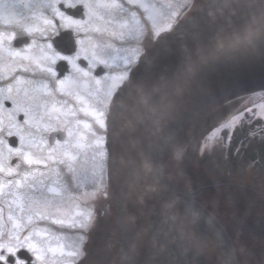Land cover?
Returning <instances> with one entry per match:
<instances>
[{
	"label": "snow or ice",
	"instance_id": "obj_1",
	"mask_svg": "<svg viewBox=\"0 0 264 264\" xmlns=\"http://www.w3.org/2000/svg\"><path fill=\"white\" fill-rule=\"evenodd\" d=\"M152 3L83 0L82 17H69L62 0H0V264H85L95 205L86 208L77 194L91 189L94 199L107 198L106 102L138 59L131 45L154 26ZM60 29L79 34L73 59L53 43ZM103 35L117 43L101 54ZM257 99V92L234 98L201 156L217 138L230 145L238 132L264 129Z\"/></svg>",
	"mask_w": 264,
	"mask_h": 264
},
{
	"label": "water",
	"instance_id": "obj_2",
	"mask_svg": "<svg viewBox=\"0 0 264 264\" xmlns=\"http://www.w3.org/2000/svg\"><path fill=\"white\" fill-rule=\"evenodd\" d=\"M159 44L124 84L108 120L125 264H204L198 225L161 179L160 163L204 108L264 90V0H206Z\"/></svg>",
	"mask_w": 264,
	"mask_h": 264
},
{
	"label": "flooded vegetation",
	"instance_id": "obj_3",
	"mask_svg": "<svg viewBox=\"0 0 264 264\" xmlns=\"http://www.w3.org/2000/svg\"><path fill=\"white\" fill-rule=\"evenodd\" d=\"M62 2L66 15L69 17L73 15L82 17L83 0H62ZM168 2L170 3V1ZM76 9H81L82 13H70ZM186 14L187 10L176 17L168 33L175 30L178 22ZM17 31L18 37L26 43L27 37L19 27ZM59 33V39L53 40L58 53H70L69 59H73L77 53L79 34L63 29H60ZM157 36V31L152 26L144 30L137 38L136 43L131 45L136 49L138 59L129 68L125 69L129 72V78L142 60L145 59L150 47L149 41L157 40L159 38ZM65 39L72 41L73 44H64ZM97 40L101 45L99 50L101 54L110 44L117 43L114 37L108 35L99 36ZM65 49H68L69 52L63 51ZM59 67L60 71L63 72L64 64L61 63ZM106 70L109 73L118 71L111 67ZM97 71H99V68H97ZM252 92H257V102L264 103V100L259 99L260 93L258 91L246 92L218 101L206 107L201 113L199 112L200 114L197 113L200 115L199 117H196V114L192 118L189 122L192 125L189 124L191 126L186 130L187 132L185 131L186 133L181 141L182 144L185 142L190 143L186 159L183 157L181 159L184 164L183 172L186 174V176L180 177L184 181L183 184H178V179L175 177L172 179V175L168 174L169 172L167 173L166 163L163 171L162 164L159 168L161 179L169 184L172 189L182 188V192L186 195L185 201L197 213L195 217L202 216L200 218L201 223L198 222V228L202 236L206 264H264V129L251 135L247 130L238 132L230 145H224V141L217 138L214 149L206 148L205 154L203 156L200 154L201 143H208L206 134L218 128L224 122L230 114L234 98H242L245 94ZM113 102L114 100L106 102L107 120ZM108 132L107 129V142ZM241 140L244 141L243 144L238 145ZM178 149H180V146ZM175 153L173 149L169 150L163 160L166 161L168 158V161H170L171 156ZM225 156L226 158H224ZM109 157L110 154L108 155L105 173L106 183L109 185L107 198H103V194L98 192L97 197L94 199L91 189L77 194L80 200L86 202V208L95 205V211L88 226V232L85 235L87 246L85 264L119 263L116 259V262L113 263L115 255H113V249L118 240L115 241L112 235H108L110 234L107 232L109 227L105 223L110 215L109 208L105 204H112L108 168ZM163 160H161V163ZM174 164V169L177 168L178 170L179 164L176 166V160L170 165ZM179 167L181 168L182 165ZM188 186L193 189L192 192L187 190Z\"/></svg>",
	"mask_w": 264,
	"mask_h": 264
},
{
	"label": "rangeland",
	"instance_id": "obj_4",
	"mask_svg": "<svg viewBox=\"0 0 264 264\" xmlns=\"http://www.w3.org/2000/svg\"><path fill=\"white\" fill-rule=\"evenodd\" d=\"M168 1H170V3ZM205 2H206V0H153V3L151 4V7H150V11H151V13L153 14V16L155 18V23H154L153 28L155 27V29L157 31V34H158L157 38L158 37L159 38L157 40L155 39V40H150L149 41V44H150L149 51H148L145 59H143V60H146L148 57L151 56L150 55V54H152L151 52L156 51L158 49V47L160 46V44H159L160 42L159 41L163 37H166V36L168 37V35H171L176 30V28L179 27V25L181 23L187 22V20H189L192 16H194L197 13H199L202 10ZM174 8H175V10H174ZM186 10H187V14L185 16H183L182 19L178 22V25L175 27V30L172 31L171 33H168V32H170L169 31V27H171V24H173V22H175L176 17H179ZM143 60H142V62H143ZM139 65L137 66V68L139 67ZM129 79L130 78H128L125 81V84L129 81ZM205 109L206 108H204L203 110H205ZM200 113H198V114H200ZM110 114H111V111H110ZM198 114L196 115V117L200 116ZM108 120H110V115L108 117ZM189 124L192 125V123H188L177 134V136L173 140L172 144L169 145L166 153L164 154V158H165V156H166V154H167V152L169 150L173 149L176 153L171 156L170 161H168V158H167L166 161L163 160L162 163H160V166H161V164L163 165L162 171L164 170L163 169L164 168V164L166 163V165L168 167L167 173L169 172L168 174L172 175V179H174V177L176 179H178L177 180L178 184H180V183L183 184L184 181L181 180L180 177L181 176H183V177L186 176V174H184L185 172H183L184 164H183V161L181 159H182V157L186 159V154H188L187 152L190 149V146H189L190 143H186L185 142V143L182 144L181 141L183 140L182 137L187 132L186 130H188V128H190V126H191ZM6 131H7V127L5 125V132ZM108 138H109V132H108ZM173 146H176V147H173ZM179 146H180V149H178ZM182 148H183V151H182ZM108 151H109V147H108ZM109 154H110V152H109ZM174 160H176V166H178V164H179V166L182 165L181 168L178 166V170H177V168L174 169L175 164L174 165H170V164H173ZM109 164H110V157H109V163H108V168H109V173H110V167H109L110 165ZM110 184H111V178H110ZM110 188H111L110 192H111V196H112L111 197V203L112 204H105L109 208V214H110L108 219H106L105 223L109 227L107 232L110 233V234H108V235H112V237H113V239H115V241L118 240L117 245L113 249V255L115 254L114 257H113V263L116 262L115 261V259H116L117 262L119 261L118 264H125L124 249L122 247L123 242L121 240V231H120V227L118 225L116 204H115V201H114V192H113L112 185H110ZM187 190L192 192L191 190H193V189L190 186H188ZM176 191L178 193H180L184 197V199L182 201L185 204V206L187 207L188 211L191 213V217L194 220V222L196 223V225H198V222L201 223V219L200 218H202V216L198 215L197 217H195V215L197 213H195V209L191 205L189 206L187 204V202L185 201L186 195L182 192V188H180V189L178 188V190H176ZM185 192L187 193V191H185ZM200 211H202V210L200 209ZM98 227H99V229H101V227L99 225H98ZM201 241H202V238H201ZM97 253L100 254L99 251H97ZM225 261H226V259H225Z\"/></svg>",
	"mask_w": 264,
	"mask_h": 264
},
{
	"label": "bare ground",
	"instance_id": "obj_5",
	"mask_svg": "<svg viewBox=\"0 0 264 264\" xmlns=\"http://www.w3.org/2000/svg\"><path fill=\"white\" fill-rule=\"evenodd\" d=\"M160 42V41H159ZM203 250H204V247H203ZM206 256H205V253H204V264H206ZM174 262H176V261H174Z\"/></svg>",
	"mask_w": 264,
	"mask_h": 264
}]
</instances>
